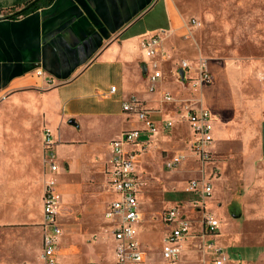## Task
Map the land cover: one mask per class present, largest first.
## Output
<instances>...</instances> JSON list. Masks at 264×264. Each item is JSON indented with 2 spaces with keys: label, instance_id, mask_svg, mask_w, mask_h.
<instances>
[{
  "label": "crops",
  "instance_id": "1",
  "mask_svg": "<svg viewBox=\"0 0 264 264\" xmlns=\"http://www.w3.org/2000/svg\"><path fill=\"white\" fill-rule=\"evenodd\" d=\"M30 1L0 0V264L40 262L44 194L52 177L60 205L57 222L63 230L57 263H70L63 262V257L73 262L80 257L84 260L92 252L99 259L103 253L97 239L100 228L111 230L114 225L105 217V210L117 197L108 182L110 143L121 138L124 130L141 129V137L149 139L150 146L172 151L168 159L185 154L186 160L177 167L180 174L195 163L201 176L211 175L215 165L219 168L217 152L222 156L237 146L245 155L259 145L264 122L261 100L248 98L259 89L258 79L247 85L243 68L212 60L208 64L214 80L209 85L193 88L180 72L177 74L179 62L188 60L194 67L186 75L195 76L198 59L188 50L183 38L185 17L173 0H54L11 17ZM159 4L163 16L157 11ZM153 34L162 38L170 60L161 59L160 54L146 56L143 40ZM153 61L160 62L162 72L154 84L150 80ZM112 86L117 87L115 92H111ZM167 93L175 102L165 101ZM132 97L149 111L158 127L155 133H147L135 114L124 111L123 103ZM188 107L208 108L216 115L211 162L202 163L189 149L193 133L184 117ZM166 120L174 122L169 133L164 129ZM129 122L134 124L127 126ZM46 129L56 142V171L44 158ZM141 137L126 147L136 152L142 215L139 193L142 184H148L143 171L165 169L168 159L158 151H142ZM82 163L88 174L76 182L73 176L80 174ZM72 185L81 189L80 198L85 192L88 206L103 194L113 196L103 208L101 221L92 226L86 222L87 211L78 209L69 195ZM192 198L189 205L196 207L199 193L194 192ZM165 224L167 233L171 225ZM140 230L138 239L145 253L142 264H152L144 250L148 241ZM109 234L114 264L115 239ZM11 249L17 254L12 256Z\"/></svg>",
  "mask_w": 264,
  "mask_h": 264
},
{
  "label": "rangeland",
  "instance_id": "2",
  "mask_svg": "<svg viewBox=\"0 0 264 264\" xmlns=\"http://www.w3.org/2000/svg\"><path fill=\"white\" fill-rule=\"evenodd\" d=\"M173 1L185 17L183 38L188 44L187 47L193 59L222 61L243 68L247 85H251L258 79L259 89L255 90L254 94H248V98L261 100L260 107L264 116V81L260 79L261 73L264 72V0ZM161 8L162 5L159 4L157 11L163 16ZM132 124L134 122L126 125L131 127ZM261 126L263 129V123ZM141 139L145 140L146 137L142 136ZM150 150L162 153L163 158L167 157V159L172 155V151L158 149L153 144L145 151ZM216 157H218L216 161L219 168L215 165L214 172L210 176L212 193L207 198V207L204 210L199 207H190L194 193L185 191V181L188 178H199L202 175L197 164L191 163V167L182 174L178 171V166L175 168L166 166L165 169L153 167L149 173L143 171L148 184L145 186L142 184L139 193L142 222L138 224V229H141V235L145 233L144 238L148 242L144 250L147 251L152 264H170L161 255L165 237L170 231L166 233L167 227L162 220V214L165 210L172 208H177L190 221L192 231L191 235L183 241L177 264H206L208 259L206 244L210 235L202 230L201 219L204 214L213 215L221 222L220 232L214 235L213 239L230 255V260L226 264H264L262 135L259 145L252 146L248 154H242L240 148L236 146L234 151L222 156L217 152ZM85 168L86 165L82 163L80 174L73 176L76 182L84 180L87 176ZM139 173L142 172L139 171ZM57 177L60 179L63 176L59 173ZM58 186L62 187L60 181H57ZM80 193L81 189L78 186L72 185L69 189V195L72 200L75 199L78 209L87 211L84 217L92 226L96 220L103 219V208L113 196L103 194L95 198L88 206V202L85 201V192L81 194L82 198L79 197ZM108 231L100 228L97 239L101 243L99 250L103 253L99 259L92 252V255L84 257V260L80 257L73 262L68 257H63L62 261H69V264H112V247ZM62 244L65 245L61 243V246ZM17 252L16 249H11L12 256Z\"/></svg>",
  "mask_w": 264,
  "mask_h": 264
},
{
  "label": "built area",
  "instance_id": "3",
  "mask_svg": "<svg viewBox=\"0 0 264 264\" xmlns=\"http://www.w3.org/2000/svg\"><path fill=\"white\" fill-rule=\"evenodd\" d=\"M187 26V24H186ZM162 38L158 34H153L143 40L142 48L149 58H155L160 54L161 59L170 60L171 53L162 48ZM192 62L181 60L176 69L177 74L181 69L184 70V79L189 81L193 88L209 85L213 82L214 76L209 68L208 59L200 58L194 71L195 76H187V72L193 69ZM152 71L150 80L152 84L162 77L160 62H151ZM39 75H44L43 70H38ZM180 76V75H179ZM260 79L264 81V72ZM116 86L111 87V92H115ZM167 102H175L171 93L164 97ZM125 112L135 114L143 122L144 130L153 134L158 127L150 116L149 111L143 103L132 97L123 103ZM188 121L193 133V139L189 143L190 151L202 162L208 163L213 159L214 142V122L215 113L208 108H187L184 115ZM173 120H166L164 129L167 131L173 126ZM141 137V129L124 130L121 138L111 141L112 157L110 159V168L108 169V182L114 189L117 197L112 200L105 210V217L113 222V227L109 232L115 239V262L114 264H142L145 261V253L138 239V224L141 222L142 215L139 210L138 201V178L135 164L136 152L129 150L128 144L137 142ZM55 141L49 129L44 132V158L50 164L53 171L57 170L55 153L53 146ZM151 141L145 139L141 141V150L145 151L150 146ZM186 159L183 153L175 154L166 162L169 168H175ZM214 172V171H213ZM212 172V173H213ZM211 175H203L199 178H191L186 182V192H198L199 199L196 201V207L204 210L207 207V198L212 193ZM56 179L50 178L46 184L45 201V222L43 228L42 254L41 260L37 264H58L57 250L60 242V236L63 233L61 226L57 222V216L60 205L57 201ZM163 220L171 225V230L164 240L163 257L170 264H177L183 248V241L191 235L190 221L177 209H167L162 214ZM202 230L210 235L207 242L208 259L206 264H226L230 260V255L223 247L215 243L213 236L220 232L221 222L210 214H204L202 217Z\"/></svg>",
  "mask_w": 264,
  "mask_h": 264
},
{
  "label": "trees",
  "instance_id": "4",
  "mask_svg": "<svg viewBox=\"0 0 264 264\" xmlns=\"http://www.w3.org/2000/svg\"><path fill=\"white\" fill-rule=\"evenodd\" d=\"M53 1H54V0H39V1H38L37 3H35L32 7L23 10V11H22L21 13H19V14L14 13V14H12L11 17H13V16H14V17H15V16L17 17V16H19V15L28 14V13H30V12L36 10V9H39V8H41V7H44V6H48V5H50Z\"/></svg>",
  "mask_w": 264,
  "mask_h": 264
},
{
  "label": "water",
  "instance_id": "5",
  "mask_svg": "<svg viewBox=\"0 0 264 264\" xmlns=\"http://www.w3.org/2000/svg\"><path fill=\"white\" fill-rule=\"evenodd\" d=\"M39 0H31L24 8H22L21 10H18L17 12H16V14H19V13H21L23 10H25V9H28V8H30V7H32L35 3H37ZM144 68L146 69V66L144 65ZM180 74H181V76H183L184 77V70L183 69H181L180 71ZM262 142H263V152H264V122H263V129H262Z\"/></svg>",
  "mask_w": 264,
  "mask_h": 264
}]
</instances>
